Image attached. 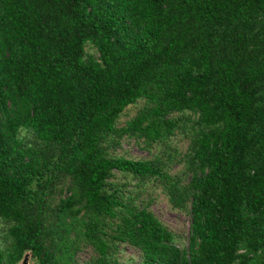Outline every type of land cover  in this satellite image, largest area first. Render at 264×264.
Returning <instances> with one entry per match:
<instances>
[{
  "label": "trees",
  "instance_id": "1",
  "mask_svg": "<svg viewBox=\"0 0 264 264\" xmlns=\"http://www.w3.org/2000/svg\"><path fill=\"white\" fill-rule=\"evenodd\" d=\"M151 187L189 204L188 245ZM81 241L89 264L122 242L141 264H264V0H0V264H74Z\"/></svg>",
  "mask_w": 264,
  "mask_h": 264
},
{
  "label": "rangeland",
  "instance_id": "2",
  "mask_svg": "<svg viewBox=\"0 0 264 264\" xmlns=\"http://www.w3.org/2000/svg\"><path fill=\"white\" fill-rule=\"evenodd\" d=\"M92 50L94 49L92 48ZM143 102L140 99L135 103L129 104L120 116L119 124H125L128 119L133 117ZM174 141L177 143L176 156L181 157L187 147L188 141L184 138L176 137ZM152 151L143 147L138 139L130 136H124L122 144L116 149L118 154L136 158L148 157L152 154ZM182 169L183 164L180 161L174 162L171 166V170L174 172H181ZM148 196L152 197L150 207L175 232L177 243L181 246L188 245L192 221L189 204L187 205L188 207L182 208L173 206L168 195L160 187H151V191H149L145 198H149ZM94 254L95 250L93 246L81 241L75 253L74 264H89ZM118 256L120 264H141V250L132 244L126 242L120 243ZM35 260L30 253L29 262L35 263ZM20 263L21 261L18 264Z\"/></svg>",
  "mask_w": 264,
  "mask_h": 264
},
{
  "label": "clouds",
  "instance_id": "3",
  "mask_svg": "<svg viewBox=\"0 0 264 264\" xmlns=\"http://www.w3.org/2000/svg\"><path fill=\"white\" fill-rule=\"evenodd\" d=\"M19 135L17 136L18 140H30L31 139V135L28 133V131L24 128H20L18 129Z\"/></svg>",
  "mask_w": 264,
  "mask_h": 264
},
{
  "label": "water",
  "instance_id": "4",
  "mask_svg": "<svg viewBox=\"0 0 264 264\" xmlns=\"http://www.w3.org/2000/svg\"><path fill=\"white\" fill-rule=\"evenodd\" d=\"M30 253H31V252H30ZM30 253H29V251H27V252L24 254L23 258L20 260V261H21L20 264H35L34 262H29V256H30Z\"/></svg>",
  "mask_w": 264,
  "mask_h": 264
}]
</instances>
